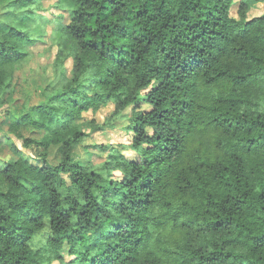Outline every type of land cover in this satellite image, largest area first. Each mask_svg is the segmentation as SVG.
<instances>
[{"label": "trees", "instance_id": "obj_1", "mask_svg": "<svg viewBox=\"0 0 264 264\" xmlns=\"http://www.w3.org/2000/svg\"><path fill=\"white\" fill-rule=\"evenodd\" d=\"M70 1L49 65L59 81L9 115L39 164L0 136L18 156L0 170V264H264V12L247 19L244 0ZM32 43L0 26V96ZM107 105L104 125L126 118V141L100 146V172L72 151L102 128L85 115ZM25 126L43 134L24 138Z\"/></svg>", "mask_w": 264, "mask_h": 264}, {"label": "rangeland", "instance_id": "obj_2", "mask_svg": "<svg viewBox=\"0 0 264 264\" xmlns=\"http://www.w3.org/2000/svg\"><path fill=\"white\" fill-rule=\"evenodd\" d=\"M248 9L247 19H251L264 12V2L261 0H244ZM72 3L70 0H36L33 4H15L12 0H0V26L7 29L14 26L27 32L33 43L26 46L27 56L20 64L13 80L14 90L0 96L3 105L0 108V136L8 135L15 143L23 156L33 164H39L38 150L34 145L24 147L22 140L16 137L9 129V115L19 116L21 104L27 100L29 104L38 103L43 99V89L47 83L59 81L58 76L51 73L49 65L54 60L55 44L60 38L62 26L67 24L71 16ZM48 66V67H47ZM72 75L71 61L65 64L64 78ZM61 80H63L61 78ZM112 106L101 107L93 117L86 114L85 118H93L102 128H86V137L73 147L72 160L80 164L89 165L96 171L103 172L102 164L106 153L100 149L102 144L115 145L126 141V118L113 121L112 127H107L112 115ZM129 113V109L126 110ZM109 119V120H108ZM54 123H51L52 126ZM106 124L107 126H105ZM19 133L24 138L38 139L43 131L34 130L29 126L21 127ZM2 141V140H1ZM17 155L0 142V170L8 162L17 159ZM61 153L59 146H52L47 153V160L51 165H57ZM119 177L118 172L113 173ZM0 189H4L0 183ZM59 264V263H54Z\"/></svg>", "mask_w": 264, "mask_h": 264}]
</instances>
